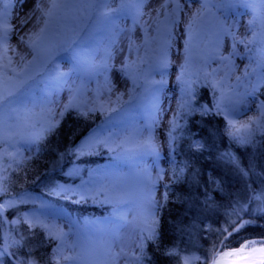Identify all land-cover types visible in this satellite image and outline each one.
<instances>
[{"label": "snow or ice", "instance_id": "obj_1", "mask_svg": "<svg viewBox=\"0 0 264 264\" xmlns=\"http://www.w3.org/2000/svg\"><path fill=\"white\" fill-rule=\"evenodd\" d=\"M23 6L26 0H16ZM152 0H34L31 8L24 17L18 21V26L13 25L8 18L7 7L0 13V173L6 168L16 170L25 159L20 152L21 144H38L51 133L57 121L53 105L56 103L51 96L56 88L66 82V79L73 74L79 76L83 73H104L111 71L113 61L118 52H124L125 48L119 46L122 41L127 44L129 56L135 51L136 60H129L125 57L118 71L122 72L128 79L132 80L134 88L141 87L135 75V68L138 64L145 63L139 55L141 48L145 49L147 55L150 42H160L159 55L153 49V56L149 59V70L161 72L160 81H150V76L145 77L146 82L160 87L146 89L155 98L165 84L163 72L168 67V49L174 39L173 30L181 24L184 25L185 34V63L181 66V75L177 79L185 85V91L191 94V84L194 80H184V69L192 60V42L194 33L197 37L207 25L212 36V47L208 55L204 56L206 66L212 60H219L229 69L225 76L219 81L213 80L212 87L219 91L220 95L214 107L217 113H224L228 120V135L236 142L246 145L251 142L256 132L264 133V102H261L255 116H250L247 121L240 122L238 117L243 113L240 111L242 105H247V97L254 95L259 87H264V0H160L157 7L150 8ZM194 5H198L194 7ZM237 9H245L251 14L246 31L241 34L237 28L238 21L235 19L244 13ZM233 14L230 18L229 14ZM131 17L133 26L121 28L118 21ZM136 25L142 29L143 40L137 44L136 38L132 35L136 31ZM155 33V35H152ZM15 34L18 41L26 49L22 54L16 52V48L9 43L12 35ZM123 34V35H122ZM207 34V33H205ZM228 41L230 51L223 53L225 41ZM243 46L244 53L239 50ZM255 46V55H247L252 52ZM104 52L103 59L98 63L92 54L95 50L101 49ZM9 51L16 54L10 56ZM67 52L69 56L65 59L71 64L69 71L65 72L60 67L57 57ZM240 57L241 60L247 57L248 64L245 65L242 75H236V83L225 85V79L231 80V73L236 69L233 58ZM212 73L204 72L207 80ZM255 77L256 84L252 83ZM243 86L244 92L239 91ZM249 86L251 91L248 90ZM79 91L78 89L76 90ZM111 92V88H109ZM124 93H119L115 101L109 96L108 104L112 107L105 108L99 104L100 111H116V105L123 106L131 103L134 99L129 91L128 101L123 100ZM99 99V96L97 97ZM72 107H78L69 100L59 113L62 117L65 111ZM180 110L192 111L190 102L184 100L179 105ZM96 111L93 105L87 111ZM210 109H203L204 114ZM39 117V119H35ZM176 116L170 122L175 128ZM171 137V131L169 132ZM174 139V138H173ZM98 141H93L97 143ZM119 147L124 153L132 155H151L159 157L160 149L155 142L151 132L147 135L137 132L126 138ZM200 147V145H197ZM227 162L235 166L242 176L248 172L240 166L239 161L230 154H224ZM8 164L5 167V160ZM183 169H173L172 179L179 181ZM7 179L0 176V191H6L2 181ZM164 179L163 171L155 179L150 176L144 177L133 190L124 188H113L110 199L117 205L129 204L138 209L136 217L138 239L131 255L126 251L121 229L124 223H110L98 229V235L85 241L76 240L69 242L67 234L53 232L48 229L40 217L33 214L25 216L23 223L30 227L39 225L47 230V238L59 241L56 249L50 258L49 264H61L62 261L69 264H145V260H151L145 249L147 241H152L159 247V233L155 220L156 208L159 201L155 199L156 183ZM193 182L199 185L200 181L194 177ZM250 185L245 186V191ZM222 191V190H221ZM255 193V190H251ZM205 205L213 207L215 201L211 194L205 190ZM168 183L164 185L163 199L167 200ZM255 200L258 203L252 209L254 213L264 215V190L260 194L252 195L247 201L241 203L238 198L234 204L233 212L243 211L247 204ZM15 201H8L0 205V222L3 212L15 206ZM123 221V217H119ZM19 220L11 221L12 224L19 223ZM239 224L234 231H239L245 223ZM224 231H228L227 228ZM147 233V235H145ZM232 233L229 232L228 235ZM10 234L3 237L0 246V258H9L8 264H38L31 255L20 251L25 245L16 239H10ZM227 239V237H225ZM15 247L20 251H10ZM135 249H139V255ZM167 256L178 254V246L172 244L164 250ZM222 257H239L244 264H264V242L257 244L256 241L245 242L238 250L214 252L212 264H221ZM185 264H189L188 259Z\"/></svg>", "mask_w": 264, "mask_h": 264}, {"label": "trees", "instance_id": "obj_2", "mask_svg": "<svg viewBox=\"0 0 264 264\" xmlns=\"http://www.w3.org/2000/svg\"><path fill=\"white\" fill-rule=\"evenodd\" d=\"M120 27L124 28V25ZM92 54L96 59L104 57L102 48ZM150 63V59L144 63L141 70L144 74L149 70ZM215 92V97L210 98L213 92L204 89L200 96H196L197 104L210 106L213 99L215 104L219 91ZM258 96L264 101V87H260ZM92 106L87 103L79 109L87 111ZM115 107L120 111L129 108L131 111L126 116L130 117L118 118L116 111L102 112L99 106L96 111H87L86 115L78 107L70 108L61 118L58 128L40 141L30 159L15 165V171L6 168L0 173V176L7 177L2 181L6 191H0V205L8 201L16 202L14 207L4 211L10 239L20 240L25 245L20 251L28 253L31 249V255L38 264H49L59 242L47 238V230L39 225L30 227L23 223L25 216L36 214L48 226L49 222L95 220L109 214L106 206L97 205L92 195L84 193L82 188L78 189L81 192L75 190L87 182L91 183L98 172L122 163L118 142L122 134L134 129L132 124L138 113L126 104ZM228 127L220 113L206 117L197 112L191 120H187L185 127L178 124L171 132L172 159L176 169L184 171L179 181L175 180L169 187L157 228L159 247L150 240L146 242L145 252L151 260L146 259L145 264H185L186 259L189 264H210L214 252L237 249L250 240L264 242V215L252 211L257 201L247 204L243 211L233 212L234 202L238 198L244 203L264 190V144L256 149L243 147L230 138ZM94 135L101 138L111 136L109 147L100 145L86 149L84 145ZM199 142L201 148L197 147ZM226 153L239 161L240 166L248 172L246 177L227 162ZM8 162L6 159L5 167ZM74 167L83 169L81 178L68 175ZM194 177L200 181L199 185L193 182ZM246 185H250L248 191H245ZM205 190L215 201L213 207H207L204 203ZM13 220L20 222L12 224ZM244 221L251 222L245 223L239 231L233 230ZM225 228L228 231H224ZM6 231L7 226L2 218L0 240H3ZM229 232L232 234L228 235ZM172 244L178 246V254L165 255L164 250ZM10 251L20 255L15 247ZM8 259H4V264H8ZM61 264L69 262L62 261Z\"/></svg>", "mask_w": 264, "mask_h": 264}, {"label": "rangeland", "instance_id": "obj_3", "mask_svg": "<svg viewBox=\"0 0 264 264\" xmlns=\"http://www.w3.org/2000/svg\"><path fill=\"white\" fill-rule=\"evenodd\" d=\"M34 0H26V3L21 6L20 3H17L16 0H0V13L5 11V5H10L7 7L8 18L13 25L18 26V21L20 18L24 17L27 11L31 8ZM160 3V0H152V3L149 5L150 8L157 7ZM198 5H194L197 7ZM239 12H243L244 14L241 16L235 17L238 21L237 28L241 34L246 31L248 21L251 19V14L245 9H237ZM233 14H229L230 18ZM119 25L123 26L125 29L131 28L133 26V21L131 17L124 18L120 21ZM207 33V34H205ZM123 35V34H122ZM132 35L136 38L137 44H141L143 40L142 29L139 25H136V31L132 33ZM155 35V33H152ZM174 39L172 40L171 47L168 49V67L163 72V79L165 84L162 86V90L155 96V98L150 94L146 89H150L152 87H160L159 84H149L151 79L154 81H160L162 78L161 72L159 71H146L144 74L141 70L144 65L138 64L135 68V75L138 78V82L141 87L134 88L132 80L128 79L122 72L117 69L120 68L121 63L123 62L125 57H128L129 60H136L137 54L134 51L131 56L127 52V44L122 41L119 46L125 48L124 52H118L115 60L112 62L113 67L111 71L104 73H83L77 77V75L73 74L69 78L66 79V82L61 86L56 88L51 96L56 103L53 105L54 107V119L57 121V124L54 128L57 129L61 118L66 114L67 111L64 112L61 117L59 113L63 110V106L69 103V100H72L74 105L79 107H83L87 103H91L96 107L99 104L103 103L105 107L111 108L112 105H109L108 99L111 96L112 101H115L116 96L119 93H124L123 100L128 101L129 91L132 92V96L134 99L131 103H125L127 106H132L133 109H136L137 115L135 117L134 123L132 126L133 130L127 131L121 135V140H119L118 145L121 144L126 138L132 136L133 134L140 132L147 135V132L150 131L153 136L155 142L159 146L160 154L159 157H154L151 155H132L126 154L121 147V156L122 163L115 164L116 166L107 167L106 170H102V172H98L95 178L91 183H85L82 186L76 188L77 191L79 188L83 190L84 193H88L95 198V203L100 206H106L109 214L100 219H85L82 221L74 220L71 223L66 222H56L51 224L49 222L48 229L53 232L64 233L67 234V239L71 243L76 240L85 241L87 239L93 238L98 235V229L103 228L105 225H109L110 223H124V227L121 229L122 239L126 248V251L131 255L132 250L135 248V243L138 239L137 233L139 228L137 227L136 217L138 214V209L129 204H121L117 205L113 203L110 199L111 192L113 188L119 187L128 190H133L137 184L146 176H150L155 179L158 174L163 171L164 179L158 181L155 185V199L159 201V205L156 208L155 212V220L157 222V228L159 224V219L161 215V209L164 204V185L168 183V191L171 184L175 182L172 179V171L176 169V165L172 159V150L171 143L169 139V132L173 131V125L170 123L173 120V117L176 116L175 126L184 124V127L187 125V120H190L195 116V113L199 112L204 116H211L215 112H217L214 107L213 100H210L212 104L210 106H206V104H197V95L200 96V92L204 89H208L212 91L211 97H215V90L212 87L213 80L219 81L222 77L225 76V73L229 71L228 68L224 66L219 60H212L206 66L204 65L203 57L208 55L211 51L212 47V36L210 34V29L206 25L205 29L201 32L199 37H197L196 33H194V39L192 42V60L184 69L183 79L184 80H194L195 82L191 84V94L188 95L185 91V85L181 83L177 77L181 75V66L185 63V40L187 39V35L185 34L184 25L181 24L178 28L173 30ZM10 45L16 48V52L22 54L26 49L21 45L18 41V38L15 34L12 35L10 41ZM160 42L158 40H152L150 42V46L147 51V55L145 54V49L142 47L139 55L146 61L150 57L153 56V49H156V55H159ZM252 52H249L247 55H255V46H252ZM239 50L241 53H244L243 46H239ZM230 51V47L228 41H225L223 47V53L227 54ZM10 56L16 57V54L9 51ZM152 55V56H149ZM69 56V53L64 52L61 53L60 56L57 57V60L60 63V67L63 71L67 72L71 68V64L68 62L66 57ZM103 58L98 57L96 61L99 63ZM234 64L237 66L235 71L231 73V80L225 79V85L230 83H236L235 76L242 75L243 69L245 65L248 64L247 57L241 60L240 57L233 58ZM204 72L212 73V76H209L207 80L204 77ZM150 76V81L146 82L145 77ZM252 83L256 84L255 77L252 78ZM109 88H111V92H109ZM79 90L78 92L76 90ZM255 91L254 95L247 97V105H242L240 107V111L243 113L242 116L238 117L240 122L247 121L250 116H255L257 114V99L261 102H264L259 96L258 91ZM251 91V87L248 88ZM239 91L244 92L245 88L241 86ZM91 92V93H90ZM220 95V93H219ZM99 96V99L97 97ZM218 98V96H217ZM216 98V99H217ZM187 100L190 102V106L192 111L180 110L179 105ZM215 101V100H214ZM210 109L207 114H204L203 109ZM129 111V112H128ZM130 109L127 110H116V115L118 118H126L130 116H126L130 113ZM113 112V111H110ZM225 117L224 113H220ZM132 115V114H131ZM124 116V117H120ZM35 119H39L36 117ZM227 123L228 120L226 119ZM53 130V131H54ZM117 136V135H116ZM111 136H106L105 138L99 137V135H94L87 141L84 145L86 149L96 148L100 145L103 147H109V141H111ZM98 141L93 144V141ZM40 143V142H39ZM38 143V144H39ZM38 144H21L20 152L25 159H30L36 152ZM240 144V143H239ZM264 144V133L256 132L252 137L250 143L246 145H242L243 147H251L253 149L259 148ZM197 145L202 144L199 142ZM126 165V166H124ZM72 178H81L83 175V169L81 167H74L68 173ZM82 184V183H80ZM67 188V187H66ZM70 190V189H69ZM80 191V190H78ZM81 192V191H80ZM82 192V193H83ZM89 195V196H90ZM93 198V199H94ZM46 214V213H45ZM119 217H123L124 220H119ZM51 224V225H50ZM7 234V231L6 233ZM4 234V235H5ZM147 235V233H145ZM57 241V240H56ZM256 241L257 244L261 243L258 240H250ZM247 241V242H250ZM3 240H0V246H2ZM59 242V241H57ZM243 245V244H242ZM240 245V247L242 246ZM237 249H229L227 251L238 250ZM136 254L139 255V249H135ZM5 258H0V264H4ZM239 257H222L221 264L228 260H240ZM213 261V260H212ZM212 261H210L212 264ZM121 264H123V260H121Z\"/></svg>", "mask_w": 264, "mask_h": 264}, {"label": "water", "instance_id": "obj_4", "mask_svg": "<svg viewBox=\"0 0 264 264\" xmlns=\"http://www.w3.org/2000/svg\"><path fill=\"white\" fill-rule=\"evenodd\" d=\"M3 218L5 220V223H6V226H7V231H8V234H10V228H9V225H8V222L6 220V215H5V212H3ZM10 258V257H9ZM236 264H244L243 260L240 259L238 260V262Z\"/></svg>", "mask_w": 264, "mask_h": 264}, {"label": "bare ground", "instance_id": "obj_5", "mask_svg": "<svg viewBox=\"0 0 264 264\" xmlns=\"http://www.w3.org/2000/svg\"><path fill=\"white\" fill-rule=\"evenodd\" d=\"M257 103H258V106H259L261 101L259 99H257ZM237 262H238V260H233V261L232 260H228V261L223 262L222 264H236Z\"/></svg>", "mask_w": 264, "mask_h": 264}]
</instances>
